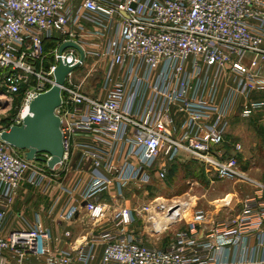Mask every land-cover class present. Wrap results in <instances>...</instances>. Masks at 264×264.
<instances>
[{"label": "built area", "instance_id": "obj_1", "mask_svg": "<svg viewBox=\"0 0 264 264\" xmlns=\"http://www.w3.org/2000/svg\"><path fill=\"white\" fill-rule=\"evenodd\" d=\"M76 34L101 42L103 97L86 93L69 74L56 110L64 157L54 169L45 162V170L1 136L21 126L24 108L54 83L60 47L46 69L45 42L77 43ZM64 54L69 63L79 62L76 50ZM0 79V264H92L98 246V264H264V181L249 180L253 190L237 205L224 199L222 207L235 213L223 220L194 211L193 223L161 246L130 229L134 210L120 205L110 217V206L93 200L110 189L121 196L132 183L164 180L183 155L219 179L239 175L236 160L222 159L219 150L235 113L249 119L264 109V0H0ZM23 88L25 106L6 123L1 107ZM78 137L94 144L76 143ZM77 146L86 148L82 161L91 163L90 179L82 188L81 181L60 187L80 201L59 219L68 225L87 216L94 228L110 226L70 250L40 218L18 215L25 227H8L23 188L54 179ZM154 203L141 212L163 216L159 229L153 222L155 233L190 211L189 202ZM63 235L70 238L71 231Z\"/></svg>", "mask_w": 264, "mask_h": 264}, {"label": "rangeland", "instance_id": "obj_2", "mask_svg": "<svg viewBox=\"0 0 264 264\" xmlns=\"http://www.w3.org/2000/svg\"><path fill=\"white\" fill-rule=\"evenodd\" d=\"M73 39L87 51L83 65L73 72V76L86 93L96 96L100 90L105 65L104 60L99 55L101 42L96 38H88L87 35L82 34H76ZM61 43L62 40L47 47L46 69L55 63L57 49ZM3 92L0 79V95ZM24 93L25 88H23L20 95L11 99L6 109L4 106L1 107L5 110L3 116L6 123H9L11 118L21 114L25 106ZM238 145L240 149H237ZM17 154L23 155L24 151L18 150ZM219 156L224 160H236V171L239 175L229 179H219L215 175L207 174L205 168L199 162L183 155L170 165L169 171L173 165H177V169L173 172L168 171L166 179L157 180L153 178L148 184L132 183L121 196L115 189H112L116 194L114 202L106 195H100L103 199L106 197L107 199L98 202H104L110 206L108 211L110 217L115 214L114 212L120 205L134 210L137 220L130 229L142 235L144 240L152 246L166 244L171 241L178 231L187 229L193 223L194 211L203 210L207 213L209 220L225 218L235 213L222 207L224 205L223 200L227 197L232 198L237 205L253 190L249 180L264 181V109H261L256 116L249 119L242 118L238 113L232 116L225 137V144L220 148ZM40 157L47 159L45 154L40 155ZM190 162H196L199 165ZM40 164L41 168L46 170V163L41 162ZM180 165L187 166L182 167ZM59 168L61 166H58V170ZM58 170L55 171L56 178H53L58 182L63 181L64 176H61V171ZM80 188H78V192L82 190ZM52 190L55 195L61 191L60 188ZM22 192L23 190L9 212L8 227H25L24 223L18 218V214L23 211L24 218L30 222H32L30 220L32 217H35V219L40 218L46 226L50 227L54 223L60 231L64 230L66 224L60 221L59 215H56L55 218L53 213L57 202L56 196L50 201L31 190L24 194ZM160 199L168 200V203L189 202L190 211L181 222L172 225L164 232L155 233L153 222H158L155 220V210L151 211L150 217L154 219L150 220L149 215L142 213L141 209L143 206L150 204H153L152 207H154L156 204L154 201ZM237 210L236 207L235 211ZM160 217L162 221L163 216Z\"/></svg>", "mask_w": 264, "mask_h": 264}, {"label": "water", "instance_id": "obj_3", "mask_svg": "<svg viewBox=\"0 0 264 264\" xmlns=\"http://www.w3.org/2000/svg\"><path fill=\"white\" fill-rule=\"evenodd\" d=\"M67 49L78 52L79 62L69 63L67 59L62 58ZM58 53L60 59L54 70V83L51 88L32 100L29 114L21 126H13L1 136L9 145L24 151L27 160L46 162L50 169L59 165L64 157L61 119L56 114L62 103V89L69 74L79 68L85 60L84 50L75 42L63 43ZM43 154H48L51 159L41 158L40 155Z\"/></svg>", "mask_w": 264, "mask_h": 264}, {"label": "crops", "instance_id": "obj_4", "mask_svg": "<svg viewBox=\"0 0 264 264\" xmlns=\"http://www.w3.org/2000/svg\"><path fill=\"white\" fill-rule=\"evenodd\" d=\"M85 54H86V51H85ZM104 69H105V65H104ZM73 79L76 83H78L75 80L74 76H73ZM100 87H101V85H100ZM96 96H102L103 97V94L99 90V93ZM82 142L89 143V144L92 143V145L94 144L92 142V140H90L89 138H81V137L76 138V143H82ZM85 149L86 148L77 146L74 149V154H73V157L70 160V162L66 166H61V168H59V170L57 167L56 171L57 170L61 171L60 175L64 176L63 181L58 182L56 179L46 180L43 183V185L39 188H29L26 186L23 188L22 194L31 190V191L37 192L42 197L48 198L50 201L54 196H56L57 202H56L55 208H54L55 211L53 212L55 218H56V215H60L62 212H64L68 208L69 205H71L75 202H79L80 198H79L78 194H77V196H70L69 194L64 193L63 191H60L59 194L55 195V193H53L52 189H59L61 186L67 187V188L74 187L77 184V182H79V181H81V186L83 187L89 181L91 163H90V161H88V162L84 161V160L82 161V154H83V152L86 151ZM117 155L119 156V153ZM54 175L56 178V173ZM24 189H26V190H24ZM60 190H61V188H60ZM54 191H56V190H54ZM20 194L21 193L18 194L17 198L19 197ZM101 195H106L107 197H110V200L112 202H114V198L116 197L115 191L114 190L112 191V189H110L109 192H107L105 194H101ZM56 197H54V198H56ZM107 197L105 199H107ZM105 199H103L102 196L98 195L93 200L95 202H98L100 200L104 201ZM100 203H104V202H100ZM18 215H22L23 217H25L23 211H21V214H18ZM227 217H225V218H227ZM225 218L216 219V220H223ZM30 220L32 222H34L35 217H32V219H30ZM109 226H110L109 224H103V225L99 226V228H94V226H92V224H91V222L87 216H80L77 220H75L74 222L65 226L66 229L71 231V237L70 238H66L63 235V231L65 230V228L63 231H60L59 228L57 226H55L54 223L51 224L50 228L52 229L54 235L56 237L60 238L58 245H60L65 250H70L77 241L88 236L90 233H92L94 231L102 230L103 228H107ZM210 227H211L210 224L206 225V230L204 232H206ZM202 237L204 238L205 234H204V236L202 235ZM252 245H256V242L252 241ZM102 249H103L102 246H98L96 248V250H95L96 256H95V259L92 262V264H98L99 263V260H100L101 255H102Z\"/></svg>", "mask_w": 264, "mask_h": 264}, {"label": "bare ground", "instance_id": "obj_5", "mask_svg": "<svg viewBox=\"0 0 264 264\" xmlns=\"http://www.w3.org/2000/svg\"><path fill=\"white\" fill-rule=\"evenodd\" d=\"M80 45V44H79ZM81 47H82V49L84 50V48H83V46L82 45H80ZM84 53H85V50H84ZM63 57L64 58H66V55L64 54L63 55ZM85 57H86V54H85ZM67 60H69V57H67ZM76 60V59H75ZM25 110H24V113H23V116H27L28 114H29V106L28 107H25L24 108ZM168 200H165V199H160L158 202H163V203H165V202H167ZM155 213H156V218H155V220H157L158 222H159V220H160V222L162 223V221H161V215L158 213V212H156L155 211ZM158 218V219H157ZM156 222V221H155ZM159 222V224H158V226H157V228L159 229L160 227H161V223Z\"/></svg>", "mask_w": 264, "mask_h": 264}, {"label": "trees", "instance_id": "obj_6", "mask_svg": "<svg viewBox=\"0 0 264 264\" xmlns=\"http://www.w3.org/2000/svg\"><path fill=\"white\" fill-rule=\"evenodd\" d=\"M55 45V43H53L52 41H46L45 42V48L47 49V47L48 46H50V45ZM191 164H197V165H199L198 163H196V162H190ZM176 166L177 165H173L171 168H170V171L169 172H173V171H175L177 168H176ZM179 166V165H178ZM180 166H182V167H185V166H187V165H180Z\"/></svg>", "mask_w": 264, "mask_h": 264}]
</instances>
